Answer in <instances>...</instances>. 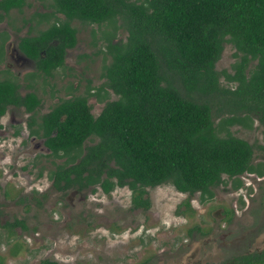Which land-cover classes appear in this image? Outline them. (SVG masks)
<instances>
[{
    "label": "trees",
    "instance_id": "16d2710c",
    "mask_svg": "<svg viewBox=\"0 0 264 264\" xmlns=\"http://www.w3.org/2000/svg\"><path fill=\"white\" fill-rule=\"evenodd\" d=\"M49 1L51 11L36 14L51 20L18 44L44 78L64 65L65 50L75 45L73 20L100 25L120 18L127 33L124 40L105 45L100 86L87 84L82 94L61 99L42 116L48 155L64 159L48 174L56 189L98 185L109 192L126 185L132 206L145 208V187L167 183L176 191L197 193L203 202L212 198L211 187L224 182L222 175L233 189L240 186L243 172L264 175L263 163L252 164V146L228 132L220 136L208 103L187 98L178 89L184 94L216 93L214 63L229 43L239 60L233 74L222 73L239 84L235 91L226 90L233 94L228 102L237 110L260 113L264 122V0ZM28 4L0 0V19ZM249 62L253 64L246 76ZM16 88L15 82L0 80V114L6 104L28 111L37 105L32 91L19 97ZM108 91L116 98L107 100ZM89 97L103 102L96 116ZM233 120L246 124L242 117L226 122ZM85 141L90 144L83 145ZM261 254L252 256L256 264H264ZM241 260L253 264L248 255ZM40 264L59 263L43 259Z\"/></svg>",
    "mask_w": 264,
    "mask_h": 264
},
{
    "label": "rangeland",
    "instance_id": "374dc122",
    "mask_svg": "<svg viewBox=\"0 0 264 264\" xmlns=\"http://www.w3.org/2000/svg\"><path fill=\"white\" fill-rule=\"evenodd\" d=\"M27 3L20 11L11 9L8 17L0 22V31L7 34L6 56L0 62V70L7 65L22 84L21 78L31 66L12 62L10 53L26 29H41L51 20L48 18L47 23L32 28L33 20L27 23L29 16L51 11L50 1L27 0ZM71 25L76 29V43L66 50L65 66L55 70L52 77L30 82L41 99L39 113L46 112L59 97L81 94L87 84L100 86L102 66L107 60L105 45L108 41L124 40L127 34L120 18L111 24L74 20ZM234 52L229 43H224L214 63L216 93L184 94L178 89L187 98L205 100L217 133L223 136L228 132L245 140L252 146V164H264V150L260 148L264 145V122L258 117L261 114L237 110L228 102L233 94L226 90L235 91L239 82L226 78L222 72L233 74V64L239 60ZM252 64H247L244 75L248 76ZM25 90L22 88L20 92ZM115 98L108 91L107 100ZM88 103L92 115L96 116L103 103L94 98H89ZM238 117L245 118L246 124L235 120L226 122ZM16 123L22 127L13 135ZM87 144L90 142L83 143ZM42 145L41 138L28 134L20 109L8 108L0 117V264H38L41 259L61 264H236L237 256L251 253L264 256V205L261 203L264 175L257 177L243 172L238 176L241 186L237 189L222 175L224 182L211 187L212 198L203 202L198 200L197 193L187 196L170 184H160L147 189V210L129 208V191L125 187L114 189L108 196L97 192L68 194V201H78V204L71 207L66 219L65 205L70 204L52 188L43 192V209H37L26 196L29 179L41 169L40 163L43 162V183L46 169L52 166L51 158H44L47 151ZM28 158L34 160L32 167L25 164ZM242 176L246 183H252L246 195H243ZM41 183L38 181L37 187L44 190L45 185ZM9 186L15 192L11 198L3 195ZM95 198L102 204L93 202ZM184 199L189 202L186 209L181 204ZM18 217L27 221L26 228L12 227L6 235L3 221L7 223Z\"/></svg>",
    "mask_w": 264,
    "mask_h": 264
},
{
    "label": "flooded vegetation",
    "instance_id": "af4514ba",
    "mask_svg": "<svg viewBox=\"0 0 264 264\" xmlns=\"http://www.w3.org/2000/svg\"><path fill=\"white\" fill-rule=\"evenodd\" d=\"M26 6V5H24ZM36 13H40V12H34L32 15L29 16V21L27 20V23L29 24L30 20H33V23H32V28L35 26V27H39V26H42L43 25V22L44 23H47L45 20H43V14L41 15H38ZM8 14H9V11L7 13V15H5L2 19H0V22L4 19H6V17H8ZM74 21V20H73ZM43 28L41 29H26V34H23V35H20L16 41V44H15V48L12 50V52L10 53V59L12 62L14 63H29L30 66H31V69L29 72H27L23 78H21L23 84L21 83V81L19 82L17 80V78L11 74L8 70V66L4 65V69L3 71L0 70V73H4L3 76L0 77V80H3V79H8V80H11L13 82H15L17 84V94L19 97H23L25 95L26 92L28 91H32L34 93V96L38 99V103L37 105L32 109V110H26L25 107L23 105H14V104H6L5 108H4V111L2 114H0V117H2L5 112L7 111L8 108H14V109H20L24 115V127L27 129L28 131V134L30 136H34V137H38V138H41L42 139V146L46 149L47 153L45 154V157H49L51 158V163H52V166L47 168L46 169V174H45V177H46V182H42V177H43V162L40 163V170L37 171V173H34L33 174V177L29 179V182H28V193L26 196L32 200V205H34L37 209H43V192L46 190V188H52V190L57 193L59 196L63 197L67 202L68 204H70L69 206L65 205V209H64V215H65V218L68 219V214L70 213L71 211V207H77V204H78V201H72L70 202V200L68 201V194H75V193H89V195H91L92 193H95L96 192L98 194H100L101 196H104V195H110L112 193V191L116 188H118V186L114 187L112 190H110L109 192H104L98 185H88L87 187L85 188H82V189H77V188H69V189H66V190H59V189H56L55 188V185L53 184V181H54V177L52 176H49V172L52 171V170H55V165L56 164H59L61 163L64 159L63 158H54L53 156H49V149L45 146L44 144V137L42 135V128H41V124H42V116L44 113L48 112L50 110V108L52 106H54L55 104H57L61 99H65V98H69L71 96H74V95H78V94H69L67 95L66 97H59L56 99L55 103L52 104V106L44 113H39V107H40V104H41V99L39 98V96L34 92V86L32 83H30L31 81H34V80H37V79H41L43 77V72L39 69H37L36 67V64L34 62V60L32 58H30L29 56H27L26 54H24L20 49H19V42H20V39L22 37H30V36H34L38 33L39 30H42ZM33 31V32H32ZM7 40V34L4 32V31H0V62L3 61V57L6 56L5 54V46H4V43L5 41ZM74 47V46H73ZM70 49V48H68ZM67 50V49H66ZM66 50H65V53H66ZM39 54L41 55L42 52H39ZM65 56V55H64ZM65 66V62H64V65L62 67H59V68H63ZM57 68V69H59ZM11 69V68H10ZM56 69V70H57ZM55 71V70H54ZM53 71V72H54ZM53 72H52V75H53ZM51 76H47V77H52ZM25 82V83H24ZM22 88H25V92L21 93L20 90ZM28 89V90H27ZM82 94V93H81ZM89 98H94L95 97H89ZM88 98V100H89ZM88 100H87V103H88ZM103 103V102H102ZM89 104V103H88ZM90 112H91V108H90ZM92 114V113H91ZM17 125H14V131H13V135H17L18 134V131L21 129L22 125L20 123H16ZM25 159V157H20V159ZM32 167L34 165V160H31L28 158L27 161H25V164H27ZM25 164L21 165L20 167L23 168V166H25ZM242 174V173H241ZM240 174V175H241ZM245 174H255L256 173H252V172H245ZM250 177V176H249ZM257 177H262V176H257ZM42 178V179H41ZM227 178V177H226ZM243 178V183H242V187L245 189V192L243 193V195H246V189L248 187H250V185L252 184L251 182L249 183H246L245 181V177L242 176ZM228 179V178H227ZM263 181V184H264V177L261 179ZM42 182L41 185H45V189H39L37 187V182ZM62 183V182H60ZM241 183V181H240ZM262 184V186H263ZM241 186V184H240ZM239 186V187H240ZM121 187H125L128 191H129V208L130 209H141V210H147L148 207H149V200H148V206L143 208V207H133L132 204H131V190L128 186H121ZM238 187V188H239ZM120 188V187H119ZM149 188H152V187H145V190H146V193H145V196L147 197V189ZM179 192V191H178ZM15 192L12 190V188L9 186L5 191H3V195L4 196H7L9 198L12 197V195L14 194ZM34 193H38L39 196L37 197H34ZM180 193H183V192H180ZM25 194V193H24ZM183 194H186L187 196H190L192 194H187V193H183ZM195 194V193H193ZM25 195L21 196L22 199H25L26 197ZM148 198V197H147ZM187 200V201H186ZM198 200H199V196H198ZM93 202H98L99 204L101 203V200L99 198H95V200H92ZM185 202L188 203V206H189V202H188V199H184L183 201H181V204L184 206V209H186L188 206H186ZM242 203V202H241ZM24 204V202L22 203V205ZM102 204V203H101ZM26 205V204H25ZM246 207V206H245ZM26 225H27V221L24 219V218H20L18 217V219H13L12 221L10 222H5L3 221V225H2V228L5 227V232H6V235L10 234L9 230L10 228L12 227H18V228H22V229H25L26 228ZM257 254V253H255ZM258 254H261V253H258ZM248 256H250V259L252 261L253 264H256L254 261V257H252L254 255V253H251V254H246ZM262 255V254H261ZM242 256H245V255H241V256H237L236 257V264H244V261L241 260V257ZM262 257H264L262 255ZM43 259H41L38 264H40V262L42 261ZM49 260V259H47ZM57 262V261H56ZM58 263V262H57ZM61 264V263H59ZM257 264H259V262L257 261Z\"/></svg>",
    "mask_w": 264,
    "mask_h": 264
}]
</instances>
